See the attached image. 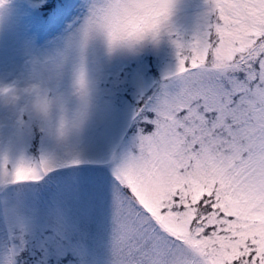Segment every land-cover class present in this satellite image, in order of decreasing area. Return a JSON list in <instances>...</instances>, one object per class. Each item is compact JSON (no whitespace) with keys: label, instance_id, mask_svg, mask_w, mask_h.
Masks as SVG:
<instances>
[{"label":"snow or ice","instance_id":"obj_1","mask_svg":"<svg viewBox=\"0 0 264 264\" xmlns=\"http://www.w3.org/2000/svg\"><path fill=\"white\" fill-rule=\"evenodd\" d=\"M0 264H264V0H0Z\"/></svg>","mask_w":264,"mask_h":264}]
</instances>
